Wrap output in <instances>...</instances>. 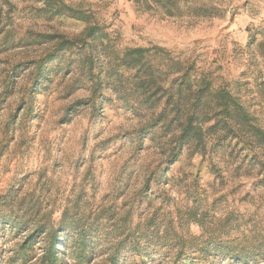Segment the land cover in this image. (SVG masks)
Segmentation results:
<instances>
[{"label":"rangeland","instance_id":"obj_1","mask_svg":"<svg viewBox=\"0 0 264 264\" xmlns=\"http://www.w3.org/2000/svg\"><path fill=\"white\" fill-rule=\"evenodd\" d=\"M58 1L0 0V264H43L60 222L59 264H264V142L244 124L212 126L208 102L201 142L176 148L172 113L153 125L165 99L117 91L101 45L37 66L99 25L110 51L165 49L264 130V0Z\"/></svg>","mask_w":264,"mask_h":264},{"label":"trees","instance_id":"obj_2","mask_svg":"<svg viewBox=\"0 0 264 264\" xmlns=\"http://www.w3.org/2000/svg\"><path fill=\"white\" fill-rule=\"evenodd\" d=\"M41 1L46 4L52 13L63 12L64 6L58 0ZM73 15L77 18H87L82 12L76 10H74ZM39 36L44 37L46 35L39 34ZM47 38L53 39L49 36ZM54 39H56L54 49L37 63L39 72H41V68L47 61L55 59L57 53L62 50H69L74 45H101V56L104 63L107 64V75L113 79V86L117 91L120 92L122 89L130 88L134 95L136 94L138 98L141 97L142 101L151 107L156 106L158 102L165 99L164 108L159 113V118L154 120L153 125H156L157 121H161L171 112V121L177 122L180 127V134L176 139V148H179L182 143L190 138L196 139L199 143L201 142L202 124L211 119L210 114H202L203 105L208 102H213L210 112L217 117L212 126H216L218 122L223 121L224 117L231 120L237 119L247 128L245 129L246 134L251 133L261 142H264V130L253 126L249 122L246 112H243L242 108L236 103L235 98L228 91L224 88H212L205 79L193 80L190 75V68L182 66L179 61L171 60L167 56L164 57L166 52L163 48L155 46L117 50L113 41V51H110L112 39L99 25L88 26L84 36L76 40H68L62 36ZM101 56L99 59H101ZM164 58L166 59L164 60ZM87 62L94 90L98 92L101 89V80L99 77L94 80V56L90 54ZM203 115L204 117H202ZM172 152L173 155H175L174 153L177 154L175 149ZM64 230L61 222L57 228L51 230L52 237L49 245L41 255V260L45 264H59V240L62 235L61 232ZM111 261L112 264H116L115 256L111 258Z\"/></svg>","mask_w":264,"mask_h":264}]
</instances>
